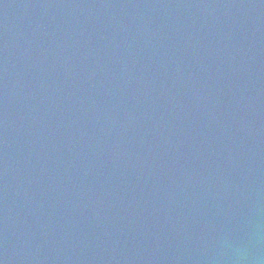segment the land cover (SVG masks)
<instances>
[{"label": "water", "instance_id": "obj_1", "mask_svg": "<svg viewBox=\"0 0 264 264\" xmlns=\"http://www.w3.org/2000/svg\"><path fill=\"white\" fill-rule=\"evenodd\" d=\"M0 264H264V0H0Z\"/></svg>", "mask_w": 264, "mask_h": 264}]
</instances>
